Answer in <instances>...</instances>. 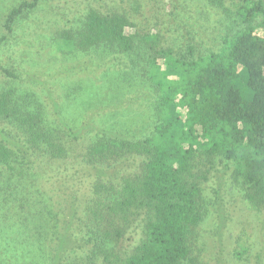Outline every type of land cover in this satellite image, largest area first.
Masks as SVG:
<instances>
[{
    "label": "trees",
    "instance_id": "trees-1",
    "mask_svg": "<svg viewBox=\"0 0 264 264\" xmlns=\"http://www.w3.org/2000/svg\"><path fill=\"white\" fill-rule=\"evenodd\" d=\"M44 1L79 19L52 37L59 54L147 43L148 62L159 66L148 69L155 124L138 139L85 132L88 122L53 127L29 93L3 88L17 75L0 65V264L16 234L38 237L48 264H199L191 236L206 213L202 184L216 156L234 162L244 207L264 213V0L200 2L230 24L218 49L190 58L174 50L168 29L141 34L145 0H21L5 16L0 49ZM116 166L118 178L105 176ZM239 239L233 257L256 252L262 264L264 234L254 250L237 249Z\"/></svg>",
    "mask_w": 264,
    "mask_h": 264
},
{
    "label": "rangeland",
    "instance_id": "rangeland-1",
    "mask_svg": "<svg viewBox=\"0 0 264 264\" xmlns=\"http://www.w3.org/2000/svg\"><path fill=\"white\" fill-rule=\"evenodd\" d=\"M20 1L0 0V36L5 32L7 12ZM205 1L145 0L146 19L141 34L154 27L168 29L172 34L167 40L175 41L174 50L187 58L218 49L230 16L226 18L204 9L200 2ZM230 5L236 10L232 2H225L226 7ZM66 13L73 16L70 7ZM66 13L44 1L19 19L0 49V65L17 75L8 77L3 88H14L17 95L29 93L44 108V118L59 129L88 122L85 132L116 129L132 139L151 134L155 122L149 115L153 101L148 98L151 96L148 69L158 65L148 62L151 49L147 43L136 37V46L129 52L98 49L59 54L51 47L55 32L79 24V19ZM177 26L179 33L173 32L178 30ZM213 160L209 180L202 184L206 213L191 236L194 252L199 253V264H257L256 252L244 255L245 260L234 258L232 252L238 238L241 239L237 249L243 243L254 250L257 242H261L264 213L251 212V215V210L244 207L239 187L233 184L234 162H226L219 156ZM111 168L105 169L108 170L105 176L118 178L123 173L120 166H116L118 170ZM37 238L22 234L9 238L7 262L2 264H48L49 253L40 247Z\"/></svg>",
    "mask_w": 264,
    "mask_h": 264
}]
</instances>
